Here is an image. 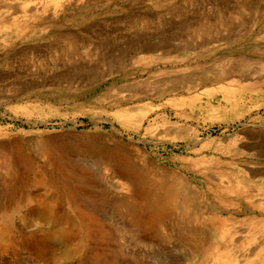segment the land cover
<instances>
[{"label":"rangeland","instance_id":"1","mask_svg":"<svg viewBox=\"0 0 264 264\" xmlns=\"http://www.w3.org/2000/svg\"><path fill=\"white\" fill-rule=\"evenodd\" d=\"M255 1L240 2L237 11L231 9L226 20L234 23L236 30L223 26L198 34L199 38H215L217 49L196 66L195 53L190 50L163 53L171 48V40L182 42L193 36L189 25L196 19L208 17L214 26L220 24L222 0H0V173L27 174L31 162L37 160L40 166H48L52 160L78 161L103 172L105 164L100 157L105 154L104 146H110L142 151L154 163L178 169L197 186L202 185L204 174H215L216 168L241 173L246 184L262 187L254 190L251 198H264L263 175L250 176L252 170H264V0ZM229 2L237 4L236 0ZM177 6L182 14L175 10ZM141 17L151 18L144 24ZM259 20L262 31L255 38L251 28ZM193 32L197 38L198 32ZM132 41L143 48L138 55H163L164 61L120 57V49L131 48ZM110 55L115 59L111 58L113 64ZM186 58L191 63L181 71ZM205 65L212 71L204 73ZM166 67L171 71L164 72ZM213 72H222V81L210 82L208 77L205 87L201 84L203 88L195 83L198 77ZM169 78L175 79L178 87L197 85L182 94L164 95L161 82ZM117 179L121 178H112ZM12 186L23 190L20 180ZM0 190V206L6 204L11 210L13 199L21 201L18 195L3 194L2 187ZM31 191L34 194L29 205L40 207L52 201L48 185ZM199 201L208 203L209 199ZM251 207L244 205L239 217L252 212ZM228 210L221 212L222 217L235 213L232 208ZM102 212L111 220L122 221L119 213L110 211L109 203ZM15 221L23 222L26 230L39 226L48 230L50 226L25 208L16 214ZM232 223L236 225L228 227L233 226L235 239L228 245L237 250L241 242L236 240L243 237L235 230L245 229L246 224ZM220 228L209 232L207 252L198 257L189 252L188 243L168 236L164 228L154 247L126 242L121 230L112 237L104 228L101 238L111 247L122 246L124 241L133 248L150 249L155 256L148 260L153 264H195L203 258L212 264V253L225 245ZM0 246L9 249L7 235L0 236ZM118 253L121 259L120 249ZM4 259L2 264L64 263H42L35 257L22 263L9 256Z\"/></svg>","mask_w":264,"mask_h":264},{"label":"bare ground","instance_id":"2","mask_svg":"<svg viewBox=\"0 0 264 264\" xmlns=\"http://www.w3.org/2000/svg\"><path fill=\"white\" fill-rule=\"evenodd\" d=\"M240 2L243 4L247 2L253 4L256 1L236 0L237 4H231L229 0H222L224 13L223 16H220V24H215L214 26L213 21H211L213 19H209L208 17L196 19V21L189 25L190 29H192L193 36H190V38L182 42L179 40H171V48L169 51L165 50L163 55L172 54L173 51L190 50V52L195 53L197 59L195 65L201 66L202 62L208 56L214 54L217 47L213 44L215 38L210 36L213 32L209 35L210 37L205 36L204 38H199L198 34L208 29L217 30L223 26L229 29V31L236 30L234 23L229 24L226 18L231 14L232 10H238L239 5H242ZM175 10L179 14H182L178 6ZM137 17L139 18V16ZM184 17L186 21V16ZM150 18L141 17L139 20L144 23L150 20ZM258 22L256 21L255 27L253 26L251 28L255 38L262 31L261 21L259 20ZM193 31L198 32L197 38L194 37L195 33ZM214 34L216 35V32ZM129 47L131 48L120 49L118 55L122 58L132 56L137 61L138 59H143L149 63L164 61L163 58L165 56L163 55L158 58H154L151 55H138L143 48L135 41L129 43ZM145 49L147 51V48ZM256 49L258 48L256 47ZM111 58L114 59L110 55ZM135 59L133 60L134 62L136 61ZM190 63L186 58L184 62L185 66L182 67L181 71L188 69L187 67ZM203 67H205L203 69L204 73L212 71L206 65ZM77 68L79 69V67ZM163 69H166L164 72L171 71L167 67ZM215 73H206V77H198V74H195L199 82H195V80L194 82L199 85L203 84L204 86L207 83L208 77L211 80L210 82L222 81V72H218L216 75ZM74 77H76L75 74ZM163 82H161L163 85L161 87L163 93H161L164 95L182 94L186 90H194L195 85H197L189 83L190 85L186 86L182 84L178 87L175 79L171 78L165 81L163 80ZM104 147L106 148L105 154L100 157V161L105 164L104 171L102 170L103 172L88 163L80 165L78 161L54 163L55 161L52 160L47 164L48 166H40L37 160L31 162L27 174L18 171L13 175L8 172L0 173V188H4L3 194L11 196L14 193L21 200L16 202L13 199L14 201L10 202L11 210L6 207V204L0 206V222L3 223L0 227V236L2 234L7 235L8 241L10 242L9 249L0 246V264L5 261V256H9L14 261L17 260V262L19 261L21 263L23 260L30 261L32 257H35L42 263H53L62 260L65 264H153L148 260V257L155 256L154 251L150 249L133 248V246L126 245L124 241H122V246L111 247V243L103 244L101 237L104 235V228H107L108 234H112V237L115 231L121 230L120 235L122 239L128 243L134 242L136 244H142V247L145 244L149 245V247L158 245L161 239V229L164 228L168 231V236L172 234L180 242L188 243L191 246V251L189 252H192V254L198 257L203 255L207 250L209 232H214L217 227H221L220 238L222 239L221 242L225 245L212 253V264H264V198H251L252 194H254L252 192L254 190H261L262 187L254 188L246 184L244 182L246 178L241 173L235 174L219 168H216L215 174H209L208 172L204 174V180H201L202 185L197 186L192 184L191 180H188L178 169L175 170L166 166H160L158 165L160 163H154L155 161L153 162L149 158L150 156L148 157L142 151L127 152L110 146ZM109 170L111 171L110 178H108ZM251 175L253 177L263 175L264 180V170H252L250 171ZM114 176H118L121 179L112 180ZM16 180H20V185L23 187V190L19 191L18 189H14L12 184ZM43 185H48L51 188L50 194L52 198L50 199L52 201L40 207L29 205L31 196L34 194V191H31L32 188H39ZM202 197L208 198V203H201L199 200ZM106 203H109L112 213H119L122 216V221L111 220L103 215L104 212L102 210ZM244 205L252 206V212L247 214V216L239 217V215H242L241 210ZM22 208H25L28 213H37L41 218L46 219L48 224H50L48 230H45L41 226L36 229L26 230L23 222H16L15 216ZM229 208H232L235 213L233 212V215L222 217L221 212ZM231 219L238 225L246 224L245 229L235 230L243 237L240 241V238L236 236L238 239L236 240L237 243L238 241L241 242L240 248H237V250H233V246L228 245L230 243L233 245L235 239L232 235L233 226L231 228L228 227V225H234L232 223L233 220L229 221ZM248 242L255 243V245L247 246L246 244ZM112 248L114 250L116 249V251H112ZM117 248L121 251V259L117 256L119 254ZM22 251H26V258L23 257L24 255L22 256ZM257 257L259 259L256 262L255 258ZM168 264H170V261ZM195 264L207 263L203 258Z\"/></svg>","mask_w":264,"mask_h":264}]
</instances>
